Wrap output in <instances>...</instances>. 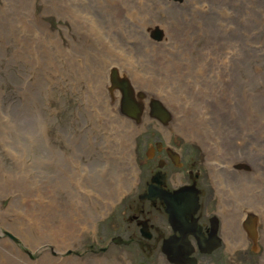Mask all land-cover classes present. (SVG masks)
Wrapping results in <instances>:
<instances>
[{
    "label": "rangeland",
    "instance_id": "obj_1",
    "mask_svg": "<svg viewBox=\"0 0 264 264\" xmlns=\"http://www.w3.org/2000/svg\"><path fill=\"white\" fill-rule=\"evenodd\" d=\"M223 1L0 0V264H165L159 250H154V242L141 235L145 224L139 225L146 223L154 239L159 237L156 229L166 235L157 219L161 214L150 213L146 205L145 212L140 210L141 215L128 225H124V215L137 216L136 201H141L133 193L139 188L141 195L146 194V182L154 171L166 174L181 166L186 174H204H200L201 180L207 184L202 186L206 193L201 202L208 203L212 214L223 218L224 248L208 257L209 264H264V246L254 251L253 245L244 240L249 214H257L246 207L258 206L259 194L264 196V137L245 109L251 99L244 95H253L255 106L264 103V0ZM204 2L209 6L203 7ZM235 11L246 19L245 24L234 15ZM230 19L236 25H232L234 30H221ZM216 32L226 33L231 41L238 39L244 48L243 59L234 64L220 60L222 57L215 62L231 72L229 87L239 89L236 101L243 111L237 117L228 101L211 92L209 87L214 83L208 74L192 70L191 61L184 73L161 70L167 55L180 58L178 52H185L189 59L200 62L205 51L220 50L222 45L213 42L215 37L207 39L208 34ZM180 42L188 43L189 52L179 51ZM213 53V57L219 56ZM138 54L156 55L161 61L147 73L136 64ZM251 54H255L253 58ZM96 65L102 66L106 75V92L99 81L102 76L97 77ZM40 66L47 68L43 77L38 71ZM113 67L124 71L129 81H138V76L149 80L138 81L144 83V89L137 91L138 84H133V90L116 91L122 89L118 82L125 80L116 78L119 73L112 72ZM60 72L66 82L59 80ZM69 73L74 78L83 74L96 83L95 93L103 99V104L97 105L111 112L109 99L119 97V102L144 107L145 102L139 101L145 94L147 100L153 94L167 108L170 119L163 121L151 115L132 141L133 128L128 131L126 114L118 110L107 127H102L105 122L99 117L102 130L96 136L93 125L87 126L91 123L85 110L89 93L80 95V89L84 93L86 88L81 84L75 89L68 81ZM164 74H174L178 84ZM247 84L252 86L244 88L243 93L241 89ZM225 117L235 122L232 137L226 136L230 126ZM167 142L173 152L174 146L180 149L178 168L168 163L179 157L167 151ZM109 148L130 152V169L141 173L142 183L127 192L124 189L104 215L89 210L95 221L91 230L82 228L85 222L78 211L72 214L68 219L78 226L79 234L68 248L58 251L61 245L56 248L53 242L44 241L46 234L60 239L55 229L47 233L46 227L32 231L26 226L28 202L50 189L52 207L62 212L71 196H80L86 203L85 194L100 196L99 191H108L112 181H126L120 176L121 167H111L87 182V175L103 171ZM98 155H105L103 165ZM134 160L139 170L132 167ZM74 161L78 167L71 165ZM91 164L98 166L97 171L94 168L86 173ZM109 173L116 178L110 179ZM93 202L86 206L93 207ZM35 216L40 219L41 213L35 212ZM132 235H136L135 240L130 239ZM112 238L129 241L133 246L112 244L103 252ZM139 242L150 249L141 250ZM119 247L134 249L133 255L121 252Z\"/></svg>",
    "mask_w": 264,
    "mask_h": 264
},
{
    "label": "bare ground",
    "instance_id": "obj_2",
    "mask_svg": "<svg viewBox=\"0 0 264 264\" xmlns=\"http://www.w3.org/2000/svg\"><path fill=\"white\" fill-rule=\"evenodd\" d=\"M244 1V0H243ZM209 2H204L203 3V7H208ZM223 4H226V0L223 1ZM121 8L125 9V5H122ZM226 10H229V7H225ZM238 15L239 18L241 19V21L245 24L246 23V19L244 17H242V15H240L238 12H234V15ZM144 21H147L148 18H142ZM229 23V25H226L222 28H220L221 30H224L226 32H229V30L233 31L234 28L233 26H236L233 21L230 19L227 21ZM45 23V22H44ZM47 23H45L44 25H46ZM47 26V25H46ZM48 27V26H47ZM203 30L201 29L199 31V33H201ZM140 38V36H138ZM212 37L214 38L213 42H218L219 45H222L220 50H216L213 49L214 52H218L219 56L217 58L213 57L214 53L213 50H208L205 51L204 53L201 54V61L197 62L194 61V58L189 59L188 55L185 52H178V55H180V58H175L172 56H168L166 57L165 60H163V64H162V68L161 70H165L166 71H178L181 73L186 72V67L189 64V61H191L194 65L192 70L194 71H198L199 73H207L208 74V78L211 79V81L214 83V85H211L210 90L211 92L215 95V97L223 100V101H228L231 109H232V113L237 117L238 116V112L239 111H243V109H241L240 107V103H238L236 101V98L240 96L239 93V89L238 88H230L229 87V83H231V81L233 80L232 78V74L231 72L227 71L226 68H223L221 66H219L218 64H215V62H218L220 57H222V61H227L228 63L234 64L236 63V61H240V58L243 59L244 55H243V51L244 48L239 44L238 39H235L234 41H231V39L226 35V33H221V32H216L214 33V35H207V39L209 41H211ZM151 43H153L152 41H149ZM237 42V43H235ZM184 42H180L178 45L179 47V51H187L189 52V46L188 43L183 45ZM158 45V44H157ZM182 45V46H181ZM190 45V44H189ZM159 46V45H158ZM98 48V46H97ZM132 48V47H131ZM136 51H145L142 50L139 47H134L133 48ZM156 49V48H155ZM212 49V48H211ZM107 50V48H106ZM157 51V50H156ZM173 53H176L175 50H171ZM261 51V50H260ZM98 55L99 57L103 56V52L101 50H99L98 48ZM255 54H251L249 55L250 58H253ZM123 58H127L125 55L123 56ZM248 58V56H247ZM249 58V59H250ZM115 63H117L116 60H114ZM161 59L158 58V56L156 55H147V54H138L137 55V60H136V64L138 65V67H140L141 70L145 71V72H150L151 68H153V66L157 65L158 63H160ZM144 68H142V67ZM52 67V66H51ZM95 69L97 68V77L98 74H100L102 77L99 78V81L102 83L103 88L105 89V92L108 91L107 87H108V81H106V75H104V70L103 67L100 65H96L94 66ZM47 69V68H46ZM46 69H43L41 66L39 68V72L41 74V77L44 76V73L46 71ZM34 71H37L34 69ZM242 72H245V70H241ZM124 72V71H123ZM211 75L213 76V78H211ZM63 77V72H60V79L64 82H66L65 79H61ZM164 77H166V79L170 80V81H176L178 84V80L176 79V76L173 74L171 75H165ZM77 78V77H76ZM74 77L70 76L69 73V79L68 81H70V83H73V87L75 89L80 88L81 84H83L86 88V91L83 93V88L80 89V95H84L86 93H89V97L85 99L86 101V107L85 110L87 112V117L88 120L91 121V123H89L87 126H92L94 127L95 131H96V136L98 135V132L101 129V123H100V118H102L105 122V124L102 127H107V123L109 120L114 118V114L117 115V111H121L123 112L125 109L127 111H129L130 114H126L124 116V120L127 123V128L128 131L130 132L132 129V133H131V140L133 141V137L134 135L139 131L140 127H142L144 125V123L150 118L151 116V103L153 101H158L157 98H153L156 97L155 95H151V97L147 100L148 96L147 94H145V97L140 100L139 102H145V106L142 107L140 105H127L125 101H121L119 102V97L116 98L114 101L109 99V104L111 106V109L114 112H111L110 109H105L104 106H98V102L103 104V99L100 98L101 96L98 95L97 90L94 89V87L96 86V83L92 82L91 80H87L86 77L83 74H80V76L76 79ZM141 77H136V80L140 81ZM148 80L149 78L146 77ZM145 77L141 78V81H145L147 80ZM130 78H128V81L125 80V86L122 87V89H115L116 91H120V92H127L128 88L133 90L135 87L133 84H138V87H136L135 89L138 91V89H144V83L142 82H138V81H134V80H130ZM91 83V85L89 84V82ZM138 82V83H137ZM50 84H53L52 82H49ZM132 83V84H131ZM176 84V85H177ZM174 85V84H171ZM252 86L251 84H247L245 85L241 90L244 93V88L246 87H250ZM259 85H254V87H257ZM88 87V88H87ZM208 90V88L206 89V91ZM112 92H114V90H110ZM116 94H118L117 92H115ZM251 93H253V91H251ZM244 95L248 96L251 100L248 102L247 106H246V110L250 116V118L255 122V125L257 127V130L263 135L264 137V103H258L256 106L254 105V99H253V95H248V93H244ZM124 96V95H123ZM242 97V96H241ZM241 98H239L238 100H240ZM96 101V102H94ZM92 103V105H91ZM257 109V112L253 111V108ZM213 109V107L211 108ZM210 112H208L207 115H209ZM226 118V117H225ZM226 122L227 124L230 126V129L226 132V136L232 137L233 133L236 131V127H235V122L232 123L231 121H229L226 118ZM91 124V125H90ZM159 124L162 125V127H165L161 122H159ZM137 128V129H136ZM251 133V131H249ZM232 134V135H230ZM99 136V135H98ZM94 137H91L89 139H92ZM167 146V151L169 153H175L178 156H181V153L178 151L180 150L179 148L174 146L175 151L173 152V149L171 147V143H168ZM105 155H98L99 157V161L100 164L103 165V158ZM130 152L129 151H119L115 148H109V153L107 155L106 158V163L103 167V171H99V174H92V175H87L86 176V180L87 182H90L92 177H101L102 174L106 173L109 168L111 167H121L123 170H120V176L127 178V180H119L120 182H115L112 181V183L110 184L112 187H110V189L108 191L103 190L102 192L99 191L100 196L97 195V193L91 194V195H86L85 200L86 203H83L82 199H80V196H71L70 197V201H68V204L64 206V210L59 211V209L52 207L50 200L54 199V197L50 194L51 190L47 189L48 192L45 194H41L40 196H35L33 199H30L28 202V209H27V218L28 221L26 222V226L29 227L30 229H32V231H38L41 230L43 231L44 228L46 227V232L49 231L50 229H55L54 233L58 236H60L59 238H51V237H46L47 234L44 236V241L45 242H53L57 246H59L58 251H63L66 248H68L70 246V244L73 243V241L77 238L78 234H79V229L78 226L75 225L74 223L69 221V217L72 214H75L77 211L79 213V218L81 219V221L85 222L84 224H82V228H85L87 226L86 230H91L95 224V221L92 220L91 214L89 212V210L92 209H96L95 210V214H98V212L100 213L99 215L102 216V214L104 215L111 206H114L115 204V199L118 197H121L123 190L125 189V191L127 192L128 190H132L136 188V183H139L140 181V172L138 171H134L130 169ZM69 160V158H67L66 162ZM137 162V161H136ZM135 162V160L133 161V166L136 170H139V167L137 165V163ZM71 165H74V167H78L79 163L77 164V162H73L71 163ZM98 166H96V164H91L89 165L86 169L85 172H89L90 170L94 169L97 171ZM226 170H228L227 168H225ZM102 173V174H101ZM109 178H116L114 175H112L111 173H109ZM142 180V179H141ZM152 188V187H151ZM194 190L189 192V195L187 198H183V196H181L180 193H176L174 195L175 198H170L167 203L170 205V210L172 212L173 215V225L180 229L183 230L184 233L187 232H191L194 230L195 228V222L191 220V216L193 219L194 218V214L191 215V210H192V205L193 203L191 201H188L192 198V195ZM147 194V193H146ZM260 198L257 199V203L258 206H254V205H247L246 208L252 210L253 212L257 211L256 215H252L249 214V220L246 222L245 224V229H246V234L244 236V240L245 242L253 245V250L257 251L260 246H264V196L259 194ZM74 197V200L72 199ZM114 197V198H113ZM148 197V196H147ZM180 197H182V199L180 200ZM113 198V200H112ZM178 198V199H177ZM94 201V202H93ZM70 202L72 205V208L70 207ZM94 204L93 207L91 206H86L89 203ZM44 203V205H42ZM62 208V207H61ZM31 212V213H30ZM35 212L36 213H41L40 219L37 218L35 216ZM0 214H2V212H0ZM58 214H63L64 216H60ZM164 219L168 222V218H169V222L171 219V214H163ZM1 217V215H0ZM56 217V219H55ZM31 220V221H30ZM62 220V221H60ZM168 222V224H169ZM171 223V222H170ZM170 226V224H169ZM145 229L146 226L144 225ZM237 227H241V224H239ZM48 233V232H47ZM144 235L145 237H147L148 235L145 233L144 230ZM45 238H50V240H45ZM219 242V241H218ZM27 243V242H25ZM171 243H172V247H173V251L177 254H179L182 250V243L178 240L171 239ZM170 243V246H171ZM69 244V245H68ZM220 244V248H224V243L221 242ZM63 245H68L65 246V248H62ZM168 248V245L167 247ZM125 253L128 254H133L131 251L126 250ZM185 255L189 254L188 250H184ZM185 255H183L185 257ZM59 258V257H58ZM55 258L51 257V260H54Z\"/></svg>",
    "mask_w": 264,
    "mask_h": 264
},
{
    "label": "flooded vegetation",
    "instance_id": "obj_3",
    "mask_svg": "<svg viewBox=\"0 0 264 264\" xmlns=\"http://www.w3.org/2000/svg\"><path fill=\"white\" fill-rule=\"evenodd\" d=\"M178 157H179V160L177 159L169 160L168 163H172V165L175 168H178L176 166H178L181 156H178ZM198 172L199 173L196 175H193L191 173L186 174L184 171H182V166L179 167L178 169H174L173 171L167 172L166 174L162 170L154 171L150 177V181H147L146 182L147 185H145V187L147 188V191H146L147 194L141 195L139 188L133 193L137 195V197L141 201V202L136 201L135 211H136L137 216H134L135 213L132 215H124L125 216L124 225H128L129 222L133 223L136 220V218L139 215H141L140 210H142V212H145L146 205L148 206V210L150 211V213L152 210L153 214H159V213L161 214L159 218L157 219L164 226L167 232L166 235L161 234L160 230L156 229L159 234V237L154 239L152 234L148 231V228L145 229V233L149 237H144L141 231L140 233L143 236L144 240L154 242V245H155L154 250L156 249L159 250L158 254H160L165 264H172L169 261L168 257L163 254L164 247L166 248L167 245H168V248H166L167 252H171V250L173 249L171 239H174V241L178 240L182 243L183 247L180 252L181 254H184L185 249L188 251H195V253L197 254V258H198L196 259L199 264H209L208 257L211 255V254H203L199 251V248H200L199 241L201 242L200 238L205 240L206 248H210L214 235L217 237L220 236L222 239V242H224V239L222 236L224 232V222H223L222 216L218 214L217 215L212 214V212L210 211L209 204L208 203L204 204L201 202V197H203L206 193V191L204 190L202 186L206 185L207 182H205L204 180H201V175H204V174H202L200 171ZM153 179H158L159 182H153ZM139 183H142V180H140ZM170 183L173 186L171 188H169ZM184 188H187V189L193 188L198 191L197 193L198 201L196 202V205L198 204V210L193 215L196 220L191 217L192 222L196 221L195 222L196 226L193 231L187 232V233H184L183 230L178 229L176 225L174 226V228L177 229L175 231L172 224L169 222V218H168V222L170 226L169 224L165 222L163 214L165 213L168 214L167 209L170 208V206L166 202H162L160 198H158V196H154V195H157V193L160 191L168 193L170 195H175L176 193H179ZM216 209L219 210L218 204H216ZM213 217L215 218V220ZM215 222L218 225V229H216ZM144 224L147 227L146 223H142V222L139 223L140 226H143ZM135 237L136 235H132L130 239L135 240ZM170 243H171V246H170ZM138 245L141 250H144L145 248L150 249V246L147 245L145 242H139ZM124 246H133V243L131 244V242H129L128 245H124ZM126 250L127 249H125L124 247H121V252L124 253ZM133 251L134 249L131 252L133 253Z\"/></svg>",
    "mask_w": 264,
    "mask_h": 264
},
{
    "label": "water",
    "instance_id": "obj_4",
    "mask_svg": "<svg viewBox=\"0 0 264 264\" xmlns=\"http://www.w3.org/2000/svg\"><path fill=\"white\" fill-rule=\"evenodd\" d=\"M157 38H159V36H157ZM117 68H114L113 70H112V72H116V73H119L117 76H119V77H121L123 80H127L128 81V78L125 76V75H123V73L124 72H122V71H118V70H116ZM125 82H118V87L120 86V87H123V86H125V84H124ZM125 114H130L129 113V111H127L126 109L123 111ZM151 115L152 116H155V117H158L159 119H162L163 121H167V120H169L170 119V114H169V112H168V110H167V108L163 105V104H161L159 101H153L152 103H151ZM173 154V153H172ZM178 156V155H177ZM176 159V158H175ZM175 159H173V160H175ZM153 182H159V180L158 179H154V181ZM192 190H195V189H187V188H184V189H182L179 193L181 194V196H183V198H187L188 197V195H189V192L190 191H192ZM193 193V195H192V198L190 199V200H188V201H191L192 203H193V207H192V210H191V215H193V214H195L196 212H197V210H198V204L196 205V202L198 201V197H197V193H198V191L197 190H195L194 192H192ZM154 196H158V198H160V200L162 201V202H166L167 203V201L170 199V198H175L174 197V195H170V194H168V193H165V192H158L157 193V195H154ZM152 199H154V198H152ZM178 199V198H177ZM182 199V197H180V200ZM168 204V203H167ZM169 205V204H168ZM170 206V205H169ZM167 212L169 213V214H171V219H170V222H171V224H172V226H173V228H174V225H173V221H172V219H173V215H172V212H171V210H170V208H168L167 209ZM192 217V216H191ZM174 220V219H173ZM195 222V221H194ZM174 230L176 231L177 229H175L174 228ZM215 238H213V241H212V243H211V246H210V248L209 249H206V244H205V240L204 239H202V238H200V240H201V242L199 241V246H200V249L203 251V252H210V251H213V247L215 246V244L218 242V238H217V236H214ZM115 243L114 244H118V243H120V239L119 238H116L115 240ZM188 244V243H187ZM173 250H171V252H172ZM164 252H167V250H166V248L164 247ZM190 253H193V252H190ZM189 253V254H190ZM171 255H172V257L169 259L170 261H172L173 263H175V264H187L189 261H194L195 262V258H192V259H189V258H187V259H179L176 255H177V253H175V252H172L171 253Z\"/></svg>",
    "mask_w": 264,
    "mask_h": 264
}]
</instances>
